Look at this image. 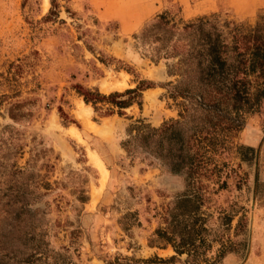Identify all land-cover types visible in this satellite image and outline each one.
Here are the masks:
<instances>
[{"label":"rangeland","instance_id":"obj_1","mask_svg":"<svg viewBox=\"0 0 264 264\" xmlns=\"http://www.w3.org/2000/svg\"><path fill=\"white\" fill-rule=\"evenodd\" d=\"M53 1L0 0V95L20 92L0 102V263L9 264L4 256L11 251H32L38 259L32 264L169 258L172 249L154 231L184 182L149 159L129 157L121 142L136 120L158 128L178 119L163 88L174 78L165 62L142 55L135 36L164 11L184 21L208 17L220 26L253 27L264 0ZM140 81L154 87L142 92L141 109L134 104L121 117H100L74 90L108 95ZM17 102H26L22 110L30 116L13 122L6 108ZM235 142L253 148V159L223 157L226 187L206 182L203 210L214 222L219 214L246 216V236L239 237L245 250L219 264H264V104ZM93 156L108 171L104 184Z\"/></svg>","mask_w":264,"mask_h":264},{"label":"trees","instance_id":"obj_2","mask_svg":"<svg viewBox=\"0 0 264 264\" xmlns=\"http://www.w3.org/2000/svg\"><path fill=\"white\" fill-rule=\"evenodd\" d=\"M51 15L50 10L45 19ZM135 39L142 55L156 64L165 62L168 77L174 78L163 88L178 108V119L158 128L136 120L127 129L121 148L129 157L140 155L155 162L162 172L182 178L184 190L167 205L161 217L163 226L154 231L156 241L169 246L174 255L116 258L114 264H174L181 256H185L184 264H219L226 255L245 250L246 240L239 237L246 236L247 220L245 214H219L214 222L203 210L209 200L206 182L218 189L226 187L223 157L228 153L241 162L253 159V148L235 140L247 117L264 104V15L253 27L233 23L229 27L208 17L184 21L164 11ZM152 87L153 83L140 81L135 88L108 95L80 85L74 90L100 117H121L134 104L141 109L142 92ZM12 91L10 97L0 95V102L20 96L18 90ZM24 104L10 103L8 118L19 122L30 116L22 110ZM7 129L12 132L9 128L3 131ZM10 172L18 173L15 165ZM5 258L9 264L38 260L32 251H11Z\"/></svg>","mask_w":264,"mask_h":264},{"label":"bare ground","instance_id":"obj_3","mask_svg":"<svg viewBox=\"0 0 264 264\" xmlns=\"http://www.w3.org/2000/svg\"><path fill=\"white\" fill-rule=\"evenodd\" d=\"M46 1V0H45ZM49 6V3L47 2L46 3V7H48ZM92 127V126H91ZM90 127V128H91ZM74 134V133H73ZM80 138V137H79ZM92 157V156H91ZM93 160H94V163L96 164V166L99 168V170L101 171V173H102V183L104 184L105 183V181H106V178H107V174H108V171L103 167V165H102V163H101V161L100 160H98V158L97 157H95V156H93V158H92Z\"/></svg>","mask_w":264,"mask_h":264},{"label":"crops","instance_id":"obj_4","mask_svg":"<svg viewBox=\"0 0 264 264\" xmlns=\"http://www.w3.org/2000/svg\"><path fill=\"white\" fill-rule=\"evenodd\" d=\"M149 90V89H148Z\"/></svg>","mask_w":264,"mask_h":264}]
</instances>
